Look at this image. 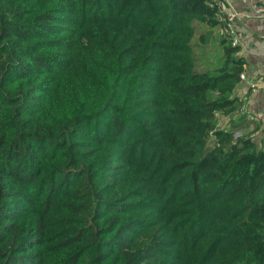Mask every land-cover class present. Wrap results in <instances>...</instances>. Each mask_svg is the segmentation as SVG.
Listing matches in <instances>:
<instances>
[{
    "label": "trees",
    "instance_id": "obj_1",
    "mask_svg": "<svg viewBox=\"0 0 264 264\" xmlns=\"http://www.w3.org/2000/svg\"><path fill=\"white\" fill-rule=\"evenodd\" d=\"M218 25L212 0H0V264H264V139L213 121L239 47L195 69Z\"/></svg>",
    "mask_w": 264,
    "mask_h": 264
},
{
    "label": "crops",
    "instance_id": "obj_2",
    "mask_svg": "<svg viewBox=\"0 0 264 264\" xmlns=\"http://www.w3.org/2000/svg\"><path fill=\"white\" fill-rule=\"evenodd\" d=\"M231 3L237 17L236 29L241 34L239 50L236 55L243 61V79L236 84L233 94L244 100L243 110L229 114L216 113L214 118L215 129L225 130L231 128L233 136L251 132L253 139H264V17H252L249 15V7L253 2L264 4V0H227ZM201 29H206L199 25ZM222 28L220 25L213 28L212 37L208 43L198 45L209 53V46L220 45ZM212 55L209 53V58ZM260 114L259 120H251L249 116ZM257 145L259 143L257 142Z\"/></svg>",
    "mask_w": 264,
    "mask_h": 264
},
{
    "label": "built area",
    "instance_id": "obj_3",
    "mask_svg": "<svg viewBox=\"0 0 264 264\" xmlns=\"http://www.w3.org/2000/svg\"><path fill=\"white\" fill-rule=\"evenodd\" d=\"M215 5V19L219 22L222 28V36L226 39L229 45L238 46L241 41V34L236 29L235 18L237 12L227 0H212ZM249 15L252 17H264V4L253 2L249 7ZM243 79V74H239V80ZM243 110V104L237 108V111ZM216 113L214 114V118ZM251 120H259L260 114L249 116Z\"/></svg>",
    "mask_w": 264,
    "mask_h": 264
},
{
    "label": "rangeland",
    "instance_id": "obj_4",
    "mask_svg": "<svg viewBox=\"0 0 264 264\" xmlns=\"http://www.w3.org/2000/svg\"><path fill=\"white\" fill-rule=\"evenodd\" d=\"M200 30L201 28H199L198 26L194 30V34L191 39L192 47L196 43V39H197L198 34L200 33ZM217 46L219 47L220 45L218 43L216 46L212 44L208 48L210 55H212L211 59L209 58V53L207 52L206 49H204L201 46L200 48L195 47V53H196L195 58H196V63H197V67L195 69L197 71H207L208 69H212L215 67V65L219 64L222 52ZM213 140H214V137L212 135L208 137L207 145H212Z\"/></svg>",
    "mask_w": 264,
    "mask_h": 264
}]
</instances>
